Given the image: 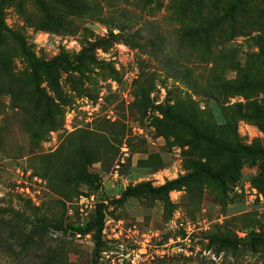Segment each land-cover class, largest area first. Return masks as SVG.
Instances as JSON below:
<instances>
[{
  "label": "rangeland",
  "instance_id": "rangeland-1",
  "mask_svg": "<svg viewBox=\"0 0 264 264\" xmlns=\"http://www.w3.org/2000/svg\"><path fill=\"white\" fill-rule=\"evenodd\" d=\"M47 7L0 9L11 33L0 208L23 212L29 252L49 264H264V0ZM137 30L194 89L132 46ZM12 230L6 216L0 231Z\"/></svg>",
  "mask_w": 264,
  "mask_h": 264
},
{
  "label": "trees",
  "instance_id": "trees-1",
  "mask_svg": "<svg viewBox=\"0 0 264 264\" xmlns=\"http://www.w3.org/2000/svg\"><path fill=\"white\" fill-rule=\"evenodd\" d=\"M7 0H0V9L4 2ZM41 7L45 9L46 12L49 11L47 5L57 3V0H33ZM90 5V4H88ZM142 30H137L135 36L138 38V43H134L132 46L143 51L145 54L153 57L160 64L161 67H164L169 74H171L175 78H179L181 80H185L191 88H195V84L190 81L191 75L189 69H178L176 68V63H172L169 61L170 59L165 55L159 47L155 45L154 37L150 35V37L145 38ZM4 33H10L9 30L3 28L0 24V39L3 38ZM11 34V33H10ZM9 217L10 219H15L17 224V230H12L9 232L7 236L0 231V257L2 255H6V257H12L17 264H28L25 263L24 260L31 259L35 263L34 264H49L52 260V257L49 254L38 255L36 253L29 252V241L24 231V225L27 223V219L24 217V214L20 210H15L10 207H1L0 208V222L4 221L5 217ZM42 227H46L47 224L42 222ZM90 228L96 230V234L98 236V242L102 240L103 236V218L101 217L97 221L90 224ZM261 244V238L259 236H254L251 240V247L256 248ZM5 248V252L2 251V247ZM99 245H97L96 249H98ZM9 253L7 255L6 253ZM32 261V262H33Z\"/></svg>",
  "mask_w": 264,
  "mask_h": 264
}]
</instances>
